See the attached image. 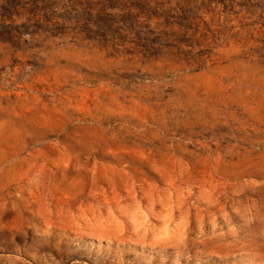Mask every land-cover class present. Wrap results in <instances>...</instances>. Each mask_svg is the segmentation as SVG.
Listing matches in <instances>:
<instances>
[{"label": "rangeland", "instance_id": "obj_1", "mask_svg": "<svg viewBox=\"0 0 264 264\" xmlns=\"http://www.w3.org/2000/svg\"><path fill=\"white\" fill-rule=\"evenodd\" d=\"M0 264H264V0H0Z\"/></svg>", "mask_w": 264, "mask_h": 264}]
</instances>
